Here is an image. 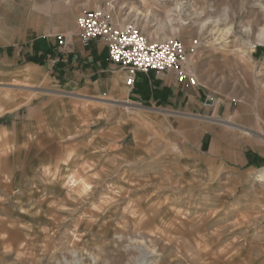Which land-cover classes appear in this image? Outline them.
<instances>
[{"label": "rangeland", "instance_id": "obj_1", "mask_svg": "<svg viewBox=\"0 0 264 264\" xmlns=\"http://www.w3.org/2000/svg\"><path fill=\"white\" fill-rule=\"evenodd\" d=\"M97 8L198 40L182 87L201 106H160L120 68L92 93L0 58V264H264V0H0V48Z\"/></svg>", "mask_w": 264, "mask_h": 264}, {"label": "crops", "instance_id": "obj_2", "mask_svg": "<svg viewBox=\"0 0 264 264\" xmlns=\"http://www.w3.org/2000/svg\"><path fill=\"white\" fill-rule=\"evenodd\" d=\"M77 32L78 30L72 31L70 35L67 34L70 45L61 48L57 46L55 37L47 36L46 38L45 35L27 31L24 39L10 44L9 48H0V58L4 59V64H10L16 69L20 68V72L31 75L32 64L37 63L30 62L28 58L41 57L43 63L38 64H44L45 67L52 66L54 76L61 77L66 84L84 86L92 93L101 92V86L108 85L110 72H114L119 67L109 60L108 48L103 41L94 40L89 46H84ZM123 75L124 73L120 72L117 75L118 80ZM137 79L139 89L144 92L148 90L147 95L151 96V100H155L160 106L165 104V106L172 105L188 110L192 108L197 110L201 106L198 101L199 94L193 95L196 99L193 101L190 98L191 95L176 83L173 72L158 74L155 80L145 74H140ZM152 89L155 90L153 95H150L149 91ZM188 100L192 101V104L189 105ZM261 171H264V168Z\"/></svg>", "mask_w": 264, "mask_h": 264}, {"label": "built area", "instance_id": "obj_3", "mask_svg": "<svg viewBox=\"0 0 264 264\" xmlns=\"http://www.w3.org/2000/svg\"><path fill=\"white\" fill-rule=\"evenodd\" d=\"M78 37L84 46L94 40L103 41L108 48L109 60L125 74V84L134 87L139 73L173 72L178 85H196L198 79L188 71L189 50L198 47L196 40L191 49L179 38L152 39L134 22L120 24L104 8L86 10L77 19ZM56 44L69 46L65 33L56 35Z\"/></svg>", "mask_w": 264, "mask_h": 264}, {"label": "bare ground", "instance_id": "obj_4", "mask_svg": "<svg viewBox=\"0 0 264 264\" xmlns=\"http://www.w3.org/2000/svg\"><path fill=\"white\" fill-rule=\"evenodd\" d=\"M163 24H161L160 25V27L158 28L159 30H161L163 27H164V25L162 26ZM229 31H230V28H222V31H221V33H219L218 34V36H225V37H227L228 35H229ZM227 35V36H226ZM164 39H167V38H165V37H163ZM168 38H172V37H168ZM260 38H264V31L263 32H261V35H260ZM156 40H158V39H156ZM124 76H125V74H124ZM258 177L261 179V180H264V171H262L260 174H258ZM259 180V179H258ZM39 213H40V211H38ZM37 222H40V220H41V216L39 215V216H36V219H35ZM37 224V223H36ZM144 225H145V222H144ZM140 227H144L143 225H142V223H140ZM29 228V227H28ZM32 229V228H31ZM78 243L76 242V241H74L73 242V245L75 246V245H77ZM45 246V245H44ZM68 250L70 251V252H76V249H72L71 247L70 248H68ZM72 255V254H71ZM141 256H142V259L143 258H145L146 257V254L145 253H141ZM132 259H133V257H132ZM66 260H67V262L69 263V264H76V261H77V256L76 257H72L70 260L68 259V258H66ZM134 260V259H133ZM135 261V260H134ZM137 262V261H136ZM135 262V263H136ZM141 262V261H140ZM134 263V264H135ZM142 263V262H141ZM107 264H110V263H107Z\"/></svg>", "mask_w": 264, "mask_h": 264}, {"label": "trees", "instance_id": "obj_5", "mask_svg": "<svg viewBox=\"0 0 264 264\" xmlns=\"http://www.w3.org/2000/svg\"><path fill=\"white\" fill-rule=\"evenodd\" d=\"M29 61H34V62H38V63H43L42 58L41 57H37V56H31L28 58Z\"/></svg>", "mask_w": 264, "mask_h": 264}]
</instances>
